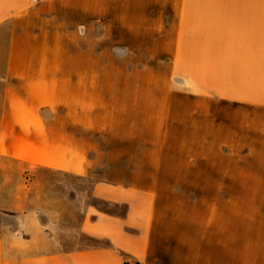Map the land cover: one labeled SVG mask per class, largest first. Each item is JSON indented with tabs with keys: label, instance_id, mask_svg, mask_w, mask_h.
I'll return each mask as SVG.
<instances>
[{
	"label": "crops",
	"instance_id": "obj_1",
	"mask_svg": "<svg viewBox=\"0 0 264 264\" xmlns=\"http://www.w3.org/2000/svg\"><path fill=\"white\" fill-rule=\"evenodd\" d=\"M0 264H264V0H0Z\"/></svg>",
	"mask_w": 264,
	"mask_h": 264
},
{
	"label": "rangeland",
	"instance_id": "obj_2",
	"mask_svg": "<svg viewBox=\"0 0 264 264\" xmlns=\"http://www.w3.org/2000/svg\"><path fill=\"white\" fill-rule=\"evenodd\" d=\"M14 169L21 170L22 174V177L15 178L17 181L15 184L28 185L25 190H29L30 197L36 200L40 209L41 196L50 195L53 207V210H49L51 228L53 234L61 239L63 248L70 249L93 244L79 232L83 204L86 199L90 200L89 182L70 180L41 169L33 171L21 169L18 165H15ZM28 179L30 180L26 181Z\"/></svg>",
	"mask_w": 264,
	"mask_h": 264
},
{
	"label": "water",
	"instance_id": "obj_3",
	"mask_svg": "<svg viewBox=\"0 0 264 264\" xmlns=\"http://www.w3.org/2000/svg\"><path fill=\"white\" fill-rule=\"evenodd\" d=\"M177 84H180L181 85V82H179V81H175Z\"/></svg>",
	"mask_w": 264,
	"mask_h": 264
}]
</instances>
